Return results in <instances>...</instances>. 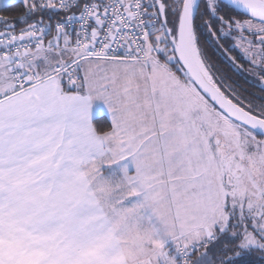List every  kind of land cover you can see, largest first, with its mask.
Listing matches in <instances>:
<instances>
[{"label": "snow or ice", "instance_id": "1", "mask_svg": "<svg viewBox=\"0 0 264 264\" xmlns=\"http://www.w3.org/2000/svg\"><path fill=\"white\" fill-rule=\"evenodd\" d=\"M11 8L0 264H264V102L205 49L264 92V0H0Z\"/></svg>", "mask_w": 264, "mask_h": 264}, {"label": "trees", "instance_id": "2", "mask_svg": "<svg viewBox=\"0 0 264 264\" xmlns=\"http://www.w3.org/2000/svg\"><path fill=\"white\" fill-rule=\"evenodd\" d=\"M20 12L18 8L8 10H0V15L6 16L9 19H16ZM206 54L213 67V71L220 77L225 79L226 85L231 84L237 91L247 95L252 94L250 98H256V102H264V92L261 91L258 84L259 77L252 72L242 71L236 68L229 58V55L219 48L214 40H209L205 45ZM232 56H239V52L233 51ZM243 63V60L240 61ZM245 68L249 65L245 64Z\"/></svg>", "mask_w": 264, "mask_h": 264}, {"label": "water", "instance_id": "3", "mask_svg": "<svg viewBox=\"0 0 264 264\" xmlns=\"http://www.w3.org/2000/svg\"><path fill=\"white\" fill-rule=\"evenodd\" d=\"M225 2H227V0H225Z\"/></svg>", "mask_w": 264, "mask_h": 264}]
</instances>
